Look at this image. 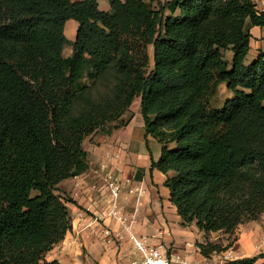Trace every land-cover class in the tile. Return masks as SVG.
<instances>
[{"label": "trees", "instance_id": "1", "mask_svg": "<svg viewBox=\"0 0 264 264\" xmlns=\"http://www.w3.org/2000/svg\"><path fill=\"white\" fill-rule=\"evenodd\" d=\"M254 27L264 11L253 0H110L108 11L99 0H0V264H61L46 256L72 229L76 202L58 185L88 170L86 139L131 123L136 99L146 141L161 146L151 171L166 177L182 227L231 240L259 221L264 50L248 58ZM234 241L197 247L210 258Z\"/></svg>", "mask_w": 264, "mask_h": 264}, {"label": "crops", "instance_id": "2", "mask_svg": "<svg viewBox=\"0 0 264 264\" xmlns=\"http://www.w3.org/2000/svg\"><path fill=\"white\" fill-rule=\"evenodd\" d=\"M99 6L101 10L108 11L110 0L107 3L99 0ZM76 29L75 21L66 23L65 34L69 40H74ZM251 33L253 38L248 58L254 59L260 50H264V27H254ZM133 112L134 118L127 127L110 136H92L93 143L88 147L84 143L88 152V170L58 185L65 188L76 205L70 206L72 229L47 254L46 260L61 264H131L134 258L131 245H120L116 240L117 234L124 233V227L116 218L108 216L111 206L106 178L110 171L123 185L126 184L118 211L127 220V226L134 218L132 232L151 245H161L176 264H183L184 261L228 264L264 254L263 214L259 221L247 222L237 228L236 241L227 251L210 258L202 256L198 243L221 242L227 246L225 240L220 241L216 237L219 233L206 235L195 225L182 227L181 218L169 201V191L164 187L166 177L157 170L151 171V157L158 160L161 146L152 138L146 141L145 137L144 143L134 144L131 127L136 120L138 126L144 129V123L137 120L139 111ZM130 189L134 192L143 189L145 193L138 200L136 193H129ZM105 230H110L111 236L108 237ZM256 264H264V258H260Z\"/></svg>", "mask_w": 264, "mask_h": 264}, {"label": "built area", "instance_id": "3", "mask_svg": "<svg viewBox=\"0 0 264 264\" xmlns=\"http://www.w3.org/2000/svg\"><path fill=\"white\" fill-rule=\"evenodd\" d=\"M257 5V8L261 11H264V0H253ZM106 185L110 193V206L111 210L108 213L109 217L116 218L124 227V233H119L116 235V240L120 245L128 243L131 245V251L133 252L134 258L131 261V264H176V262L169 257L167 250H165L161 245H151L142 238L137 237L132 232L131 224L134 221V218L131 219L130 224L127 226L125 220L118 211V203L120 197L124 191L123 183L114 176L113 172H109L106 178ZM129 193H136L138 195V200L142 198L145 191L143 189L134 190L130 189ZM104 233L109 237L111 236L110 230H105ZM226 260H229V257L225 256ZM183 264H195L188 261H184Z\"/></svg>", "mask_w": 264, "mask_h": 264}, {"label": "rangeland", "instance_id": "4", "mask_svg": "<svg viewBox=\"0 0 264 264\" xmlns=\"http://www.w3.org/2000/svg\"><path fill=\"white\" fill-rule=\"evenodd\" d=\"M101 1V0H100ZM103 1H105V3H107V0H103ZM71 48H67V49H65V51H64V55H68V54H70L71 53ZM151 49H150V54H151ZM230 58H231V53H226V59H228V60H230ZM152 67V62H151V65H150V68ZM230 97V94H229V92L225 89V87H221V89H220V93H219V102H223V101H225L227 98H229ZM138 99H136V100H134L133 101V103H132V105H131V109L133 110V111H139V107L137 108V106H138ZM139 106H140V101H139ZM135 115V114H134ZM138 122H140V120L141 121H143L142 120V116H141V114H140V112L138 113ZM131 130H132V135H133V140H134V144L136 145V144H139V143H144V137H145V132H144V129H143V127H140V126H138V124H137V121L135 120L134 121V124L132 125V127H131ZM97 135H101V134H97ZM85 143V146H89V144H92L93 143V138L92 137H89L88 139H86V141L84 142ZM144 145V147H145V144H143ZM57 194L59 195V196H61V197H70V195L66 192V190H65V188L64 187H58V191H57ZM71 198V197H70ZM72 205V204H71ZM71 205H69V208H70V206ZM70 213H71V211H70ZM72 217V216H71ZM221 236H223L221 233H219L218 235H216V237H219V240L221 241L222 239L223 240H225V244L228 246L230 243H232V241H233V239H234V237H232V239L231 240H228L227 238L228 237H226V236H224V237H221Z\"/></svg>", "mask_w": 264, "mask_h": 264}]
</instances>
